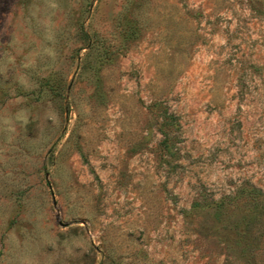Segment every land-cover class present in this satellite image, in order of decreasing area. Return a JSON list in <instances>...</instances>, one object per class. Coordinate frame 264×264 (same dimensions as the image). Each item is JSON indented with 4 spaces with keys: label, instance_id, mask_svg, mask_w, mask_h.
I'll list each match as a JSON object with an SVG mask.
<instances>
[{
    "label": "rangeland",
    "instance_id": "rangeland-1",
    "mask_svg": "<svg viewBox=\"0 0 264 264\" xmlns=\"http://www.w3.org/2000/svg\"><path fill=\"white\" fill-rule=\"evenodd\" d=\"M0 264H264V0H0Z\"/></svg>",
    "mask_w": 264,
    "mask_h": 264
},
{
    "label": "trees",
    "instance_id": "trees-1",
    "mask_svg": "<svg viewBox=\"0 0 264 264\" xmlns=\"http://www.w3.org/2000/svg\"><path fill=\"white\" fill-rule=\"evenodd\" d=\"M163 117V125L165 126L166 129L160 131L163 138L161 140V143L166 146L167 141L171 138L170 133L168 132L169 126L172 125L173 122V116L170 113H165L162 115Z\"/></svg>",
    "mask_w": 264,
    "mask_h": 264
}]
</instances>
